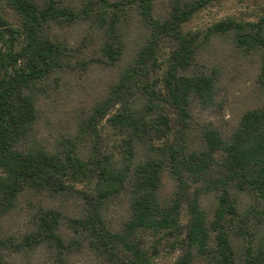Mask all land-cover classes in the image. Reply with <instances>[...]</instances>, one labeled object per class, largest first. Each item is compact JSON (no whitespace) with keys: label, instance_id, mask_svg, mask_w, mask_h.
<instances>
[{"label":"trees","instance_id":"obj_1","mask_svg":"<svg viewBox=\"0 0 264 264\" xmlns=\"http://www.w3.org/2000/svg\"><path fill=\"white\" fill-rule=\"evenodd\" d=\"M210 1L0 0V264L40 250L53 259L45 264L78 255L150 264L144 238L178 232L187 177L200 185L172 264H264V16L220 20L202 39L186 35L182 25ZM166 42L173 48L156 79ZM242 62L257 64L261 101L234 122L201 120L197 109H223L222 79ZM95 64L111 81L77 115V132L46 135L70 76ZM105 118L124 135L121 165L102 150ZM87 181L94 189L78 187ZM22 220L28 231H12Z\"/></svg>","mask_w":264,"mask_h":264},{"label":"rangeland","instance_id":"obj_2","mask_svg":"<svg viewBox=\"0 0 264 264\" xmlns=\"http://www.w3.org/2000/svg\"><path fill=\"white\" fill-rule=\"evenodd\" d=\"M166 2V0H160ZM7 20L15 27H19L18 18L13 10H4ZM264 16V0H212L206 6L193 13L192 17L182 25L186 35H198L200 39L207 32L208 28L214 23L223 19H234L237 21H257ZM83 29V28H82ZM82 39V31L76 32L70 37L72 42L79 43ZM173 44L166 42L159 47L158 59L160 68L153 73V78L161 79L166 69L168 58L171 54ZM227 44L221 46L226 52ZM0 50L5 51L6 46L1 42ZM92 50V49H91ZM207 51H204V53ZM219 53L218 48L210 47L208 52ZM91 53V51H90ZM231 68L225 73L222 82L224 85L221 96L225 95L227 101L222 110L217 109H197L195 112L201 120H214L216 122H234L237 116L247 107L259 103L262 99V86L258 82L257 64L242 62L241 66L232 64ZM84 73V72H83ZM111 72L105 67L97 64L93 65L90 72L83 76L73 74L70 80L71 87H66L59 96L57 104H52L51 115L53 116V126L46 127V135H58L62 133L72 134L77 132L76 123L79 114H83L89 109L96 98H98L111 81ZM161 85V82H158ZM174 122L176 110L168 108ZM101 133L103 152L109 156L114 163L121 165L123 161L124 135L113 127L107 118L98 123ZM166 190L169 196L174 194L176 184L174 180L167 178ZM187 190L181 201L180 209V228L177 233L161 232L157 235H146L144 244L151 256L150 264H172L184 253V239L191 221L189 212V200L193 197L195 188L200 185L199 181H193L187 177ZM96 181L78 184L79 188L89 190L94 189ZM210 200V199H208ZM117 218H121L123 209L117 207ZM116 210V211H117ZM28 220H22L14 224L11 230L15 233L24 234L28 231ZM18 264H45L53 262L50 255L45 250L38 251L31 260L17 256ZM52 259V260H51ZM93 259L88 256L78 255L72 259V264H92ZM200 264V263H198Z\"/></svg>","mask_w":264,"mask_h":264}]
</instances>
